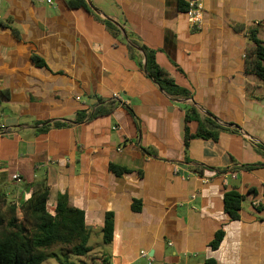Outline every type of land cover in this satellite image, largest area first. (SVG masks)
I'll use <instances>...</instances> for the list:
<instances>
[{"label": "crops", "instance_id": "crops-1", "mask_svg": "<svg viewBox=\"0 0 264 264\" xmlns=\"http://www.w3.org/2000/svg\"><path fill=\"white\" fill-rule=\"evenodd\" d=\"M67 1L1 0L0 192L17 203L30 196L24 184L43 181L52 208L64 194L83 211L90 235L99 231L98 262L105 255L107 264L208 257L264 264V86L245 68L247 29L255 26L264 42V0H200L198 26L187 17L188 0H85L107 18ZM96 15L154 49L192 97L170 100L129 56L121 30L113 35ZM191 101L201 115L240 130L219 129L216 140L195 137L185 147ZM95 108L100 113L76 120ZM232 189L243 195L236 220L224 211ZM107 212L113 238L105 245Z\"/></svg>", "mask_w": 264, "mask_h": 264}, {"label": "trees", "instance_id": "trees-1", "mask_svg": "<svg viewBox=\"0 0 264 264\" xmlns=\"http://www.w3.org/2000/svg\"><path fill=\"white\" fill-rule=\"evenodd\" d=\"M70 7H87L85 0H68ZM187 10V7H186ZM106 27L115 36L120 35L119 28L109 19H102ZM257 28L249 27L246 32L250 47L245 51V68L247 73L256 75L264 86V42L257 37ZM131 44L140 47L145 57V74L154 80V83L161 88L170 98L189 99L192 93L175 83L174 79L155 60V50L140 42L131 32L127 31ZM126 43L129 56L133 58L142 69L143 62L141 55L136 48ZM34 61L37 65L42 62L37 57ZM127 106V105H126ZM125 106V107H126ZM107 111L101 110V113ZM100 113L98 108L93 112L79 114L77 121L89 119ZM184 146L192 138H212L216 140L217 131L229 129L219 125L213 116L201 115L195 102H185L184 118ZM189 122H195L197 129L190 132ZM65 123H55V126H64ZM145 152L151 153L145 149ZM248 169L250 166L245 165ZM110 169L120 173L122 168L111 164ZM232 169V168H231ZM234 169V168H233ZM24 188L30 191V196L19 202L8 200L5 192H0V264H49V258L53 257L56 264H107V257L102 255V261L98 257L90 256L93 246L89 244L90 229L86 228L84 213L81 209L71 206L64 194H59L55 200L53 210L49 211V189L43 181H33L24 184ZM248 193H254L249 190ZM243 195L236 190H228L224 193V211L229 219L236 220L239 214L240 202ZM133 209L138 210L139 206L133 204ZM222 231L216 232L214 239L209 246L216 249L222 239ZM102 243L109 244L113 238V214H105L103 227L101 229ZM89 256V258H87ZM72 257L74 259H72ZM203 264H216L212 257L205 258Z\"/></svg>", "mask_w": 264, "mask_h": 264}, {"label": "built area", "instance_id": "built-area-1", "mask_svg": "<svg viewBox=\"0 0 264 264\" xmlns=\"http://www.w3.org/2000/svg\"><path fill=\"white\" fill-rule=\"evenodd\" d=\"M0 3H1V0H0ZM187 4H188V6H187L186 14H187L188 19L190 20V22H192L193 24L198 26L200 24L201 18H202V3H201V1L200 0H188ZM119 103H121L122 106L128 105L126 102L119 101ZM0 128L3 129L4 126L1 125ZM228 174L231 177H235L234 171L229 170ZM19 177L20 176L18 174H14L12 176V178L16 179V180H19ZM202 181L207 182L208 179L203 178ZM252 205H254V206L258 205V201H254L252 203ZM143 254L146 255V253H143Z\"/></svg>", "mask_w": 264, "mask_h": 264}, {"label": "rangeland", "instance_id": "rangeland-1", "mask_svg": "<svg viewBox=\"0 0 264 264\" xmlns=\"http://www.w3.org/2000/svg\"><path fill=\"white\" fill-rule=\"evenodd\" d=\"M47 207H48L49 211L53 210L50 202H48ZM89 244L93 246V250H92L93 252L90 254V256H94L95 254L97 255V252L100 251L99 249H101L99 246L101 244V237H100L99 231H95L93 233V235L91 236V238L89 240ZM87 258H89V256ZM72 259H74V258L72 257ZM48 263L49 264H56L53 257L49 258ZM139 264H148V259L147 258L142 259L139 262ZM155 264H157V263H155Z\"/></svg>", "mask_w": 264, "mask_h": 264}, {"label": "water", "instance_id": "water-1", "mask_svg": "<svg viewBox=\"0 0 264 264\" xmlns=\"http://www.w3.org/2000/svg\"><path fill=\"white\" fill-rule=\"evenodd\" d=\"M87 3H88V5L90 6V8H92V10H93L96 14H98V15L104 17V18H107L106 15H105L104 13H102V12H100L99 10H97L96 8H94V7L92 6V4H91L89 1H87ZM120 30H121V32H122L123 37H124L125 40L127 41V43H128V44H131V42L128 41V39H127V36H126V34H125L124 29L120 27ZM131 45H132L134 48H136L139 52L142 53V55H143V61H142V62H143V67H142V69H143V72H145V57H144V54H143L141 48H140V47H137V46H135V45H133V44H131ZM150 79H151V78H150ZM151 80H152V82H154L153 79H151ZM159 89L161 90L160 87H159ZM169 99H170V100H173V101H175V102H181V101H182V100H180V99H172V98H170V97H169ZM203 112H204V111H203ZM204 113H205V112H204ZM214 120L217 121L216 118H214ZM223 125L228 126V127H234V128H236V129L240 130V127H239L238 125H235V124H228V123H226V124H223Z\"/></svg>", "mask_w": 264, "mask_h": 264}]
</instances>
